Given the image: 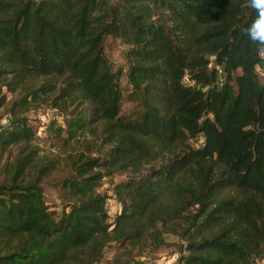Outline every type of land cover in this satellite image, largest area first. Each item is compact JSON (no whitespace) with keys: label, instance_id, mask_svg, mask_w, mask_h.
<instances>
[{"label":"trees","instance_id":"obj_1","mask_svg":"<svg viewBox=\"0 0 264 264\" xmlns=\"http://www.w3.org/2000/svg\"><path fill=\"white\" fill-rule=\"evenodd\" d=\"M256 15L250 0H0V83L24 91L0 123V264H97L112 244L114 264H142L165 235L182 240L175 264L264 259V54L246 31ZM107 36L129 45L134 119L121 114ZM39 101L66 115L55 135L99 139L71 157L59 216L42 187L58 163L38 157L23 115ZM125 172L110 222L100 188Z\"/></svg>","mask_w":264,"mask_h":264},{"label":"rangeland","instance_id":"obj_2","mask_svg":"<svg viewBox=\"0 0 264 264\" xmlns=\"http://www.w3.org/2000/svg\"><path fill=\"white\" fill-rule=\"evenodd\" d=\"M129 45L119 38L107 36L104 41L105 55L117 77L120 89L122 91V110L121 114L134 119L142 110V104L139 98L134 94L132 85L129 82V67L130 60L127 56ZM215 68L218 72V83H222L225 79L222 67L214 62L211 57L210 69ZM257 71L261 80H264V67L258 66ZM39 80L36 81L37 84ZM185 84H194V81L187 77L184 80ZM24 91L16 87L15 89L4 86L0 83V97H4L5 106L0 108V123H6L11 118L9 112L10 107L18 99L22 98ZM33 125L36 131L35 145L38 148V157L40 159H48L58 163L56 169L42 180L44 197L51 208L59 216L66 207L65 191L63 190L62 182L68 177L72 171L71 157L80 153L90 154L97 147L99 142L98 136H93L90 132L78 135L75 139L64 140L65 136L59 137L55 135L54 129L59 125H64L65 113L59 108L50 105V102H33L30 109L23 113ZM53 127V128H52ZM193 146L199 147L203 143V137L191 141ZM90 148H94L90 151ZM12 154L8 158L13 161L16 148L12 149ZM133 176L129 172L115 174L112 177H105L103 185L100 188L101 192L108 196L107 211L112 222L120 211V203L117 201L114 194V186L120 182L126 181ZM165 241L168 245H160L152 242L143 257L138 258L142 264H175L176 253L179 251V244L182 240L174 235H165ZM116 254L115 245H110L105 250V256L100 263L97 264H114L113 259ZM255 264H264L262 257L255 259Z\"/></svg>","mask_w":264,"mask_h":264},{"label":"clouds","instance_id":"obj_3","mask_svg":"<svg viewBox=\"0 0 264 264\" xmlns=\"http://www.w3.org/2000/svg\"><path fill=\"white\" fill-rule=\"evenodd\" d=\"M251 6L256 10V18L247 28L249 39L260 47L258 51L264 54V0H250Z\"/></svg>","mask_w":264,"mask_h":264}]
</instances>
